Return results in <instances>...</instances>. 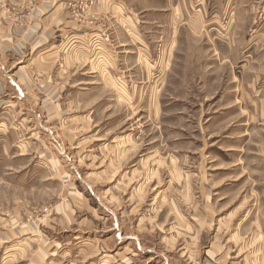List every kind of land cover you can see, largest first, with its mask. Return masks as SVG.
<instances>
[{"label":"rangeland","instance_id":"rangeland-1","mask_svg":"<svg viewBox=\"0 0 264 264\" xmlns=\"http://www.w3.org/2000/svg\"><path fill=\"white\" fill-rule=\"evenodd\" d=\"M96 2L0 0V264H264V0L177 47Z\"/></svg>","mask_w":264,"mask_h":264},{"label":"crops","instance_id":"crops-1","mask_svg":"<svg viewBox=\"0 0 264 264\" xmlns=\"http://www.w3.org/2000/svg\"><path fill=\"white\" fill-rule=\"evenodd\" d=\"M96 1L94 7L91 9V23H93L95 19L97 22L95 27H101L98 25V22L103 19L106 20L108 27H121L122 32L126 27H146L145 32H148L147 34L151 43L155 41L154 39L156 37L165 38L166 34H168L169 41H173L172 46L177 47L184 31L189 30L192 35L199 31L203 34L204 32H208L206 31L205 25L207 23L206 19L210 14L209 10L203 9L200 12H195L193 10L195 0H137V7L139 8L140 5H142L138 10H134L131 7V0ZM238 1L242 0H218V19L222 16L225 18L226 8L230 6L231 3L233 4L232 9L234 10L231 12L233 20L236 16L237 19L240 18ZM151 3H154V6ZM240 6H242L241 3ZM203 7L204 6H202V8ZM218 23H220V21H218ZM159 27H162L161 30L158 29ZM93 31L97 32L98 30ZM242 32L240 30L238 31V29L234 30L233 48L247 46L250 48H264V46H259L262 42L260 41V36L262 34H260V36H255L258 32L257 30L254 32L256 34H251L255 37L248 39V41L247 39L242 40ZM113 34L114 29H112V35ZM126 40L125 42L121 41L119 47L124 49V54L129 55L133 43L130 38ZM246 41L248 45L245 43ZM147 45L151 46L148 41ZM251 55H253V51H251ZM118 253L122 254V252H117L116 254ZM115 256L120 257L121 255Z\"/></svg>","mask_w":264,"mask_h":264}]
</instances>
